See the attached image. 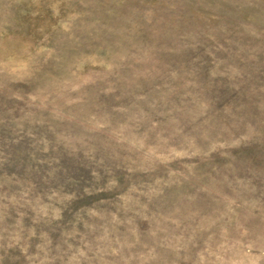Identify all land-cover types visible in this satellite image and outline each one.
Returning <instances> with one entry per match:
<instances>
[{"label": "rangeland", "instance_id": "1", "mask_svg": "<svg viewBox=\"0 0 264 264\" xmlns=\"http://www.w3.org/2000/svg\"><path fill=\"white\" fill-rule=\"evenodd\" d=\"M0 264H264V0H0Z\"/></svg>", "mask_w": 264, "mask_h": 264}]
</instances>
